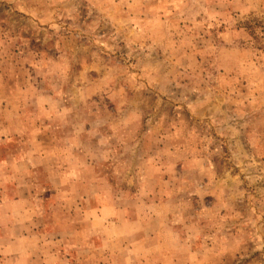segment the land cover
<instances>
[{"label": "rangeland", "instance_id": "rangeland-1", "mask_svg": "<svg viewBox=\"0 0 264 264\" xmlns=\"http://www.w3.org/2000/svg\"><path fill=\"white\" fill-rule=\"evenodd\" d=\"M1 236L0 264H264V0H0Z\"/></svg>", "mask_w": 264, "mask_h": 264}, {"label": "crops", "instance_id": "crops-1", "mask_svg": "<svg viewBox=\"0 0 264 264\" xmlns=\"http://www.w3.org/2000/svg\"><path fill=\"white\" fill-rule=\"evenodd\" d=\"M17 202H23V196H21V197H13V198H11V202H10V205L12 206V205H14V204H16ZM24 209V204L22 203L21 204V211L19 212V214L20 215H23V213H22V210ZM17 214V213H16ZM12 215H14V213L12 212ZM15 225V226H14ZM17 226H19V225H17V224H12L11 226H10V224H7V226H6V231L4 230V232L8 235V238H7V243H6V246L5 247H7V250L8 249H10L11 250V248H12V246H13V244L15 243L14 241H13V237H14V234H12V232H13V230H14V227H17ZM23 232H22V234H21V236H20V234H18V240L19 241H17V244L21 247V248H23L24 247V245H25V242H30L29 240L31 239V240H34L35 239V237H33V238H30L29 236L27 237V236H23ZM3 236H1L0 238H2ZM38 236H36V238H37ZM4 238V237H3ZM24 251V249H21V252H23ZM8 253V252H7ZM58 260V259H57Z\"/></svg>", "mask_w": 264, "mask_h": 264}]
</instances>
